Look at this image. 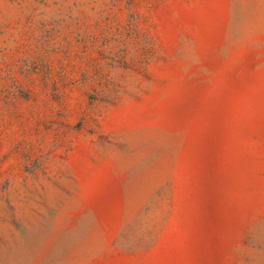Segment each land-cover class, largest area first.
Returning <instances> with one entry per match:
<instances>
[{
    "label": "rangeland",
    "instance_id": "rangeland-1",
    "mask_svg": "<svg viewBox=\"0 0 264 264\" xmlns=\"http://www.w3.org/2000/svg\"><path fill=\"white\" fill-rule=\"evenodd\" d=\"M0 264H264V0H0Z\"/></svg>",
    "mask_w": 264,
    "mask_h": 264
}]
</instances>
